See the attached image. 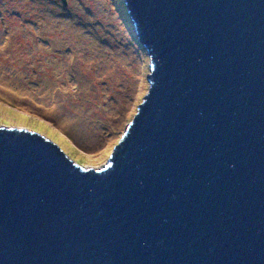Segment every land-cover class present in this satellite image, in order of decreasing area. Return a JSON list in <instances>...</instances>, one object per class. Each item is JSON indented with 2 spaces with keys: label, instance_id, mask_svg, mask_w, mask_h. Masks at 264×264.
<instances>
[{
  "label": "water",
  "instance_id": "95a60500",
  "mask_svg": "<svg viewBox=\"0 0 264 264\" xmlns=\"http://www.w3.org/2000/svg\"><path fill=\"white\" fill-rule=\"evenodd\" d=\"M124 2L148 92L102 167L0 125V264H264V0Z\"/></svg>",
  "mask_w": 264,
  "mask_h": 264
},
{
  "label": "rangeland",
  "instance_id": "374dc122",
  "mask_svg": "<svg viewBox=\"0 0 264 264\" xmlns=\"http://www.w3.org/2000/svg\"><path fill=\"white\" fill-rule=\"evenodd\" d=\"M149 62L124 0H0V125L40 129L102 167L148 92Z\"/></svg>",
  "mask_w": 264,
  "mask_h": 264
},
{
  "label": "trees",
  "instance_id": "16d2710c",
  "mask_svg": "<svg viewBox=\"0 0 264 264\" xmlns=\"http://www.w3.org/2000/svg\"><path fill=\"white\" fill-rule=\"evenodd\" d=\"M63 2V1H62ZM63 4H64V2H63ZM28 127V126H27ZM29 128V127H28ZM31 129H33V130H35V131H38L39 130V132L40 133H44L42 130H40V129H34L33 127H30ZM45 134V133H44ZM46 137H49L50 139H52L53 141H55L56 142V140L53 138V137H51L50 135H47L46 134ZM57 143V142H56ZM58 144V143H57Z\"/></svg>",
  "mask_w": 264,
  "mask_h": 264
}]
</instances>
